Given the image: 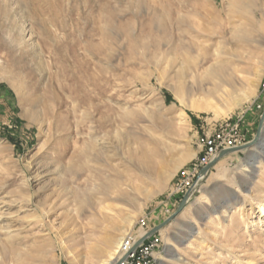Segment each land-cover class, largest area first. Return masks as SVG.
I'll return each mask as SVG.
<instances>
[{"label":"rangeland","instance_id":"obj_1","mask_svg":"<svg viewBox=\"0 0 264 264\" xmlns=\"http://www.w3.org/2000/svg\"><path fill=\"white\" fill-rule=\"evenodd\" d=\"M263 110L264 0H0V264H105L160 225L154 264H264V122L172 194Z\"/></svg>","mask_w":264,"mask_h":264},{"label":"built area","instance_id":"obj_2","mask_svg":"<svg viewBox=\"0 0 264 264\" xmlns=\"http://www.w3.org/2000/svg\"><path fill=\"white\" fill-rule=\"evenodd\" d=\"M238 128L239 121L231 124L228 123L221 131L213 135H207L201 140V148L204 149L202 156L197 158L189 167L180 171L177 178L173 181V195L183 196L199 182L200 177L203 175L202 170L207 165V162H209L207 159L211 155H215L221 149L237 148L244 144L245 137ZM193 193L190 192V194ZM140 226H144L143 221ZM145 236V232L138 236H134L131 233L125 238L121 246V256L118 264L155 263L156 254L160 247V237L159 235L152 234L142 242H139Z\"/></svg>","mask_w":264,"mask_h":264},{"label":"bare ground","instance_id":"obj_3","mask_svg":"<svg viewBox=\"0 0 264 264\" xmlns=\"http://www.w3.org/2000/svg\"><path fill=\"white\" fill-rule=\"evenodd\" d=\"M242 2L243 0H239V2ZM240 8H243L242 6L240 7ZM241 12H244V10L243 9H241ZM251 19L249 18V21H250ZM253 21H254V19H253ZM252 21V22H253ZM251 21H250V23H252ZM250 25H252V24H250ZM244 35L246 36L244 39H243V45H242V48H244L245 49V47H247V45H248V43H249V41H250V39H249V36H250V31H245L244 32ZM209 61H208V59L205 57V55L203 54L202 55V57L201 58H199L196 62H194V70L195 71H198L199 69H201L204 65H206L207 63H208ZM227 67H228V65H224V67L223 66H219V67H215V66H208L206 69H203L202 71H203V73L205 74L208 70H209V72H211L212 73V75H214V76H219V78L218 79H221L220 81H222L223 83H225V84H229V83H231L232 82V76H231V74H228L227 73ZM242 71L243 72H247V68L246 69H242ZM233 72V71H232ZM221 74V75H220ZM198 82V81H197ZM176 98L178 99V100H180V96H179V94H178V92H177V94H176ZM261 131H262V127H261ZM261 133V132H260ZM260 136H261V134H260ZM260 138V137H259ZM258 141H259V139H258ZM257 141V142H258ZM256 142V143H257ZM255 143V144H256ZM254 144V145H255ZM242 146V145H241ZM241 146H238L237 148H240ZM253 146V145H252ZM231 149H235V148H229V149H221V150H219V151H217V153L215 154V155H211L208 159H207V161H213L214 159H216V157H218V155L220 154V152L221 151H224V150H231ZM232 153H234V152H232ZM229 154H231V153H229ZM211 159V160H210ZM196 160V159H195ZM211 161V162H212ZM209 162H207V164L209 163ZM210 162V163H211ZM209 163V164H210ZM208 164V165H209ZM207 165V166H208ZM206 166V165H205ZM206 166V167H207ZM184 169H186V168H184ZM183 170V169H182ZM179 173H180V171H179ZM179 173H178V175H179ZM202 176H204V175H202ZM200 179H201V177H200ZM198 184V182L192 187L193 189H194V187L196 186ZM189 192H191V191H189ZM188 192V193H189ZM259 211H260V213L261 214H264V206H262V205H260L259 206ZM132 225H133V222L130 224V228L132 227ZM122 241V240H121ZM120 241V242H121ZM123 243H124V240L121 242V243H117L118 245L116 246V250L114 251V253L113 254H111L110 255V257H109V259H107L106 261H105V264H118L119 263V258H120V256H121V246L123 245ZM0 245L1 246H3V245H6V242L5 243H0ZM0 253H1V256H2V259H3V261H5L6 260V254L4 253V252H2V251H0Z\"/></svg>","mask_w":264,"mask_h":264},{"label":"water","instance_id":"obj_4","mask_svg":"<svg viewBox=\"0 0 264 264\" xmlns=\"http://www.w3.org/2000/svg\"><path fill=\"white\" fill-rule=\"evenodd\" d=\"M263 122H264V110H263V113L261 115V119H260V123H259L258 130H257V133H256V137L251 142H249L247 145H245L243 147L235 148V149H231V150L221 151L220 154L218 155V157H216V159H214L207 167H205L202 170V173H206L219 159L227 156L229 153L240 152V151H243V150L249 148L250 146L254 145L258 141V139L260 137L261 127H262ZM189 195H190V192L187 193L186 195H184V197L182 198V200H181V202H180V204L178 206L177 212L180 211L186 205V203L188 201V198H189ZM161 227H162V225H160L159 227L149 231V233H147L146 236L144 238H142L139 242H142L146 237H149L150 235H152L155 232H157L158 229H160Z\"/></svg>","mask_w":264,"mask_h":264}]
</instances>
